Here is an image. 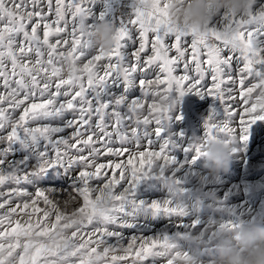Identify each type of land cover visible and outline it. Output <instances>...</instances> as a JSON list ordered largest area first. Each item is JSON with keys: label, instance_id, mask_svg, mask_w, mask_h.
<instances>
[{"label": "snow or ice", "instance_id": "snow-or-ice-1", "mask_svg": "<svg viewBox=\"0 0 264 264\" xmlns=\"http://www.w3.org/2000/svg\"><path fill=\"white\" fill-rule=\"evenodd\" d=\"M96 2L0 0V189L7 186L6 192L0 190V264L13 257L19 264H144L149 259L156 264L158 258L173 264L178 241L190 237L199 219L178 224L181 231L174 236H133L127 247L120 243V229L134 228L139 216L179 221L190 215L181 200L179 179L165 180L169 199L146 204L135 198L142 181L157 178L154 172L163 178L165 170H171L174 176L201 157V145L195 141L182 149L188 157L183 164L170 154L175 145L169 140L156 149L154 141L172 119L156 94L172 91L181 101L195 95L216 102L218 108H210L203 121L205 137L236 133L233 125L239 115L240 140L246 142L250 127L264 120L253 117L255 107L247 98L253 83L246 84L264 78V4L254 10L253 0L247 16L224 13L203 33H194L168 22L165 0H131L132 11L120 19L116 45L105 57L92 54L95 22H86L106 20L119 0H104L105 10L98 16L89 6ZM64 60L74 69L79 66L81 74L64 76ZM137 90L140 95L132 96ZM237 99L239 112L234 108ZM17 110L22 111L15 119ZM17 152L23 157L12 159ZM125 155L126 163L98 162L101 156ZM105 169L119 174L109 176ZM73 172L78 175L68 195L82 199L75 209L88 218L62 247L45 250L57 225L63 226L64 214L51 198L53 189L38 182ZM93 181L100 184L93 186ZM105 197L108 210L100 214L96 202ZM199 209L197 200L192 211ZM109 238L116 243L109 245ZM183 255L187 258L189 253Z\"/></svg>", "mask_w": 264, "mask_h": 264}, {"label": "rangeland", "instance_id": "rangeland-1", "mask_svg": "<svg viewBox=\"0 0 264 264\" xmlns=\"http://www.w3.org/2000/svg\"><path fill=\"white\" fill-rule=\"evenodd\" d=\"M97 2L104 4V0H97ZM130 3H131V0H119V3L114 6L113 11H114V17H115L114 21L115 22L119 23L120 19H122V18L126 19L127 14L131 13L132 10L129 7ZM261 4H264V0H255L254 10L255 9L258 10ZM45 11H47V9H45ZM52 19H54V16L52 17ZM216 19H218V18H216ZM69 20H71V17H69ZM86 23L92 24V23H94V20L92 18H89ZM70 25H71V23H69V26H68L69 32L71 31ZM40 35H41V37L43 36L42 26L40 29ZM50 39L54 42L57 39V37H50ZM68 39L70 40L71 37L68 36ZM185 39L188 42V44L190 45L189 42L191 41V37H187ZM95 51L96 50L93 49L92 54H95ZM128 51H132V49L129 48ZM63 62L64 61H62V64H63ZM73 71H75L74 67H73ZM253 82H254V80L249 79L248 81H246V84H251ZM210 83H211L210 80L205 81L206 85H210ZM0 91H2V89H0ZM131 95L132 96H138V95H140V93L137 90V91L132 92ZM64 99H67V98H65V97L61 98V100H64ZM235 105L236 104L234 102V108H236ZM240 106H241V104H240ZM213 107L218 108V104H216V102H214L209 97L200 98V97H197L195 95L185 96L182 99L178 108L172 112V114H171L172 119L170 120L168 126L165 128L166 130H164L162 136L160 138H158V140L154 141V143H157L156 149L158 150V144L160 142H163L164 140H169L172 145H175V147L170 146L171 148H169V151L177 153L176 152L177 147H178V144L181 143V141H183L185 139H189V140H191V142H193V141H196L197 139L202 138L204 136V131H205V129L203 127V121L207 118V114H208L209 109L213 108ZM21 111L22 110H17L13 114V116H14L13 118L18 119L19 115L21 114ZM177 115H180L182 117V119L177 121L175 119V117ZM67 118H71V117L68 116ZM177 125L180 127H178ZM233 126L236 127V129H237V132L235 134L238 135V145H237V150L232 157V160H231V163L229 166V170L227 173H222L219 176L215 177L216 178L215 179L214 177H211L208 175L207 171L203 168V160L199 159L196 162V164L193 165L190 169L187 167L182 168L180 171H178V173L176 172L174 176H173V174L171 176L174 179H179L182 181V184L180 185V187H182L184 189V196L181 198V200H182V203L188 208L190 215L186 218H183L182 220H179L180 222H178V220H176V218H172L169 220L168 218H165V217L153 218L151 216H139L136 220V226L134 228L123 229V230L120 229L122 235L124 236V237L122 236L120 243L123 244L124 247H127V244L129 242L130 238L133 236H137V237L148 236V237H150V236H154V235H159L161 233L167 234L169 236H174L177 232L181 231L178 228V224H180V223H185V224L191 223L190 221H192V219H194V218L199 219L201 221V223H200V225H198V227L195 230H193V232H192V230L189 232L190 236H194L196 234L201 233L202 229H203V231H202L203 233H207L208 232V221L210 219L222 221V222H231L232 224H236L240 221L247 220L253 216H259L261 219H264V130H263L264 129V122H257L256 124H254L250 127L249 132L247 134V136L249 138L247 139L246 142H242L240 140L239 116H237L235 118ZM68 131H71V129H69ZM170 131H172V132H170ZM165 132L167 135L165 134ZM168 132L170 134H168ZM168 135H169V137H167ZM173 142H175V143H173ZM244 153H245V155H244ZM23 155H24V153L17 152L12 157V159H20L23 157ZM124 157H126V156L112 157V158H111V156H101L99 158L98 162L107 163L108 161H112V160H116V159H117L116 160L117 162H124L125 161ZM104 160H106V161H104ZM125 163H126V161H125ZM183 163H184V161L181 164H183ZM243 166H245V167H243ZM104 171H107L109 173V176H111L113 174L118 176V174H119V170H116V172H115L116 174L112 173L108 169H105ZM200 171L203 173H201ZM165 172L168 173L169 170H165ZM166 173L164 174L163 178H160L158 176V174L154 172L152 174V176L157 177V178H149L148 180L142 181L136 190L135 198L139 201H144L146 204H150L153 201L161 202L165 199H169L170 198L169 187L166 186L165 180H167L170 176ZM76 175H78V173H76V172H73L70 175H64V176L49 175V176L43 178L42 180H40L38 182L40 187H42V188L53 189V193H51V198H53L54 200L57 201L62 212H63V208H64V201L67 198L69 200H71V197L68 194L72 190V186L75 182ZM240 175H242V176H240ZM243 175L246 177H244ZM203 179H205V180H203ZM212 181H214V182L212 183ZM216 181H218V182H216ZM205 182H207V183H205ZM92 183H93V186H96L97 184H100V181H93ZM202 183H203V185H202ZM219 184H221L222 186ZM225 184H227V185H225ZM210 187H211V189H210ZM0 190H3L6 192L7 186L4 189H0ZM118 190H120L119 186L117 187V191ZM161 190H162V192H161ZM29 191L34 192L35 190L33 188L29 187ZM149 192H152V193H149ZM162 193H164V194L161 195ZM72 194L75 195V193H72ZM147 194H149V195H147ZM99 195L100 194L97 193V196H99ZM245 196H246V198H245ZM24 199H27V198H24ZM188 199H189V201H188ZM209 199H210V201H209ZM197 200L200 201V209L198 212H193L192 209H193ZM192 201H194V202L190 203ZM243 202H246V203H243ZM15 203H16V200H13V205ZM82 203H83L82 199L78 197L77 201H75L73 203L72 207H79L82 205ZM221 204L224 207H227L228 209H230L231 214H224V213H219V212L213 211V208H215L217 205H221ZM237 205H239V206H237ZM40 206L43 207V204H41ZM236 207L238 210L236 209ZM76 212L78 214L83 215L79 211H76ZM194 215H195V217H194ZM83 217H84V220H86L88 218L85 215H83ZM192 217H194V218H192ZM186 219H188L189 222ZM184 220H186V221H184ZM58 227H63V226L57 225L56 230L58 229ZM64 228L70 229L71 225L68 224V225L64 226ZM56 230H54L53 233H55ZM31 239L36 240L37 237L33 236V238L31 237ZM109 241H110V243H109ZM107 242L109 243V245H113L116 243L115 238H109V240ZM178 246L183 251H185L189 254L194 253L197 257L201 258L202 260L206 258L205 253L211 251L210 246L202 249L196 245H186V244H184L183 240L178 241ZM101 247H103V246H101ZM45 250H55V248H50L48 246V243H46L45 244ZM160 263L166 264V260L164 258H158L156 260V264H160ZM2 264H19V261L15 257H13L10 260L7 258H4L2 261ZM121 264H127V261H122ZM144 264H152V260L149 259V260L145 261Z\"/></svg>", "mask_w": 264, "mask_h": 264}, {"label": "clouds", "instance_id": "clouds-1", "mask_svg": "<svg viewBox=\"0 0 264 264\" xmlns=\"http://www.w3.org/2000/svg\"><path fill=\"white\" fill-rule=\"evenodd\" d=\"M168 4V22L180 29L194 33H203L213 20L224 13L235 16H247L253 0H165ZM118 26L107 20H97L91 30L90 48L103 56H107L116 45ZM63 75L77 76L81 74L80 67L64 60ZM249 106H255L253 117H264V78L254 80L252 91L248 94ZM159 106L167 108L169 112L175 111L181 103V97L172 91L157 93L155 97ZM264 122V120H258ZM201 145L203 168L211 177L227 173L234 153L237 150L238 135L235 133L215 134L211 137L203 136L195 141ZM169 187V183L165 182ZM74 199L64 201L63 226L71 224L70 229L58 227L51 239L48 240L50 248L62 247L65 240L70 238L71 231L84 217L72 207ZM98 213L108 210L109 201L103 198L97 201ZM213 211L231 214L230 209L222 204L213 208ZM207 233H199L183 240L186 245H196L200 248L210 246L211 251L205 253V259L197 257L194 253L187 258L179 246L172 252L173 264H264V219L253 216L240 221L229 228H220L222 221L211 220ZM214 233V234H213Z\"/></svg>", "mask_w": 264, "mask_h": 264}, {"label": "bare ground", "instance_id": "bare-ground-1", "mask_svg": "<svg viewBox=\"0 0 264 264\" xmlns=\"http://www.w3.org/2000/svg\"><path fill=\"white\" fill-rule=\"evenodd\" d=\"M90 7H92V11H93V13H94V15H99L102 11H104L105 10V5L104 4H102V3H99V2H96V4H94V5H89ZM114 11H112V13H111V15L109 16V17H107L106 18V20L107 21H112V20H114ZM95 23L97 22V21H94ZM93 24V23H92ZM114 25H116V26H119V23L118 22H115V23H113ZM71 26V25H70ZM190 43V42H189ZM62 98V97H61ZM235 110L237 111V112H239V110H240V108H241V106H240V100L239 99H237L236 101H235ZM215 106V105H214ZM179 112V111H178ZM179 114V113H178ZM18 116V115H17ZM239 116V115H238ZM14 117V116H13ZM177 122V121H176ZM168 126V125H167ZM178 126V125H177ZM260 126V125H259ZM178 127H180V126H178ZM170 129V128H169ZM166 130V129H165ZM264 130V129H263ZM181 131V130H180ZM170 132H172V131H170ZM184 132V131H183ZM185 133V132H184ZM165 134H166V132H165ZM168 134H170L169 132H168ZM173 134V133H172ZM263 134V133H262ZM167 135V134H166ZM184 135V134H183ZM189 136V135H188ZM167 137H169V135L167 136ZM166 137V138H167ZM183 137V136H182ZM249 138V137H248ZM169 139V138H168ZM193 140V139H192ZM177 141V140H176ZM175 141V142H176ZM175 142H173V143H175ZM179 142V141H178ZM189 142H191V140H189V139H185V140H183V141H181V143L180 144H178V147H177V153H174V152H172V151H169L170 152V154L172 155V156H174L175 158H176V160L178 161V163L179 164H181L183 161H185V159H187L188 157L186 156V154L184 153V151L182 150L184 147H186L187 145H188V143ZM171 148V147H170ZM243 149V148H242ZM258 153V152H257ZM244 155H245V153H244ZM243 155V156H244ZM126 157H124V159H125V161L127 160V155H125ZM242 156V157H243ZM250 157V156H249ZM254 157V156H253ZM104 158V157H103ZM106 158V157H105ZM112 158V157H111ZM115 159V158H114ZM241 159V158H240ZM110 160V159H109ZM117 160V159H116ZM122 160V159H121ZM238 160V159H237ZM104 161H106V160H104ZM108 161V160H107ZM124 161V162H125ZM109 162V161H108ZM107 162V163H108ZM244 163V162H243ZM243 167H245V166H243ZM110 171V170H109ZM199 171V170H198ZM201 172V171H200ZM232 172V171H231ZM243 172V171H242ZM166 172H164V174H165ZM178 173V172H177ZM201 173H203V172H201ZM235 173V172H234ZM112 174V173H111ZM116 174V173H115ZM166 174H168L170 177L172 176V174H173V172L171 171V170H169V172L168 173H166ZM205 174V173H204ZM250 174V173H249ZM248 174V175H249ZM114 175V174H113ZM167 175V176H168ZM199 176V175H198ZM202 176V175H201ZM207 176V175H206ZM240 176H242V175H240ZM244 176V175H243ZM244 177H246V176H244ZM243 177V178H244ZM176 178V177H175ZM215 178V177H214ZM242 178V179H243ZM216 179V178H215ZM214 179V180H215ZM224 179V178H223ZM203 180H205V179H203ZM208 180V179H207ZM244 180V179H243ZM223 181V180H222ZM214 181H212V183H213ZM216 182H218V181H216ZM220 182V181H219ZM225 182V181H224ZM205 183H207V182H205ZM229 183V182H228ZM227 183V184H228ZM237 183V182H236ZM241 183V182H240ZM209 184V183H208ZM207 184V185H208ZM227 184H225V185H227ZM234 184V183H233ZM261 184V183H260ZM153 185V184H152ZM198 185V184H197ZM202 185H203V183H202ZM201 185V186H202ZM216 185V184H215ZM219 185H221V184H219ZM244 185V184H243ZM196 186V185H195ZM217 186V185H216ZM222 186V185H221ZM240 186V185H239ZM262 186V185H261ZM139 187V186H138ZM192 187V186H191ZM200 187V186H199ZM228 187V186H227ZM205 188V187H204ZM256 188V187H255ZM259 188V187H258ZM257 188V189H258ZM208 189V188H207ZM210 189H211V187H210ZM215 189V188H214ZM246 189V188H245ZM147 190V189H146ZM160 190V189H159ZM119 191V190H118ZM215 191V190H214ZM62 192V191H61ZM142 192V191H141ZM144 192V191H143ZM161 192H162V190H161ZM255 192V191H254ZM140 193V192H139ZM149 193H152V192H149ZM165 193V192H164ZM164 193H162L161 195H163ZM199 193V192H198ZM147 195H149V194H147ZM151 195V194H150ZM220 195V194H219ZM203 198V197H202ZM206 198V197H205ZM245 198H246V196H245ZM253 198V197H252ZM154 200V199H153ZM213 200V199H212ZM188 201H189V199H188ZM209 201H210V199H209ZM214 201V200H213ZM246 201V200H245ZM249 201V200H248ZM247 201V202H248ZM194 201H192V202H190V203H193ZM238 202V201H237ZM241 203V202H240ZM243 203H246V202H243ZM242 204V203H241ZM240 204V205H241ZM189 205V204H188ZM226 205V204H225ZM232 206V205H231ZM236 206V205H235ZM237 206H239V205H237ZM243 207V206H242ZM241 207V208H242ZM209 208V207H208ZM239 208V207H238ZM188 209V208H187ZM210 209V208H209ZM234 209V208H233ZM236 209H237V207H236ZM246 209V208H245ZM238 210V209H237ZM241 211V210H240ZM211 212V211H210ZM192 216V215H191ZM194 217H195V215H194ZM194 217H192V218H194ZM26 219V218H25ZM165 219V218H164ZM195 219V218H194ZM170 220V219H169ZM177 220V219H176ZM187 221H188V219H186ZM186 220H184V221H186ZM205 220V219H204ZM203 220V221H204ZM175 221V220H174ZM178 222H180V221H178ZM183 222V221H182ZM189 222V221H188ZM191 222V221H190ZM177 223V222H176ZM71 225V224H70ZM142 226V225H141ZM64 227V226H63ZM71 227H72V225H71ZM205 227V226H204ZM203 227V228H204ZM56 230V229H55ZM123 230V229H122ZM195 230V229H194ZM200 230V229H199ZM129 231V230H128ZM203 231V229L201 230V232ZM136 232V231H135ZM192 232H193V230H192ZM199 232V231H198ZM135 234V233H134ZM130 235V234H129ZM128 235V236H129ZM133 235V234H132ZM123 236V235H122ZM124 237V236H123ZM33 238V237H32ZM125 239V238H124ZM108 243V242H107ZM109 243H110V241H109ZM108 243V244H109ZM112 244V243H111ZM101 249H102V247H101ZM161 264V263H160Z\"/></svg>", "mask_w": 264, "mask_h": 264}]
</instances>
